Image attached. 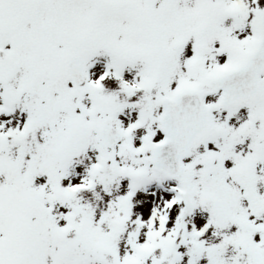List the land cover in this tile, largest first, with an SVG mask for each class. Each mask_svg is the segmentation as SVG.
<instances>
[{
  "label": "snow or ice",
  "instance_id": "6c2138e0",
  "mask_svg": "<svg viewBox=\"0 0 264 264\" xmlns=\"http://www.w3.org/2000/svg\"><path fill=\"white\" fill-rule=\"evenodd\" d=\"M0 264H264V0H0Z\"/></svg>",
  "mask_w": 264,
  "mask_h": 264
}]
</instances>
